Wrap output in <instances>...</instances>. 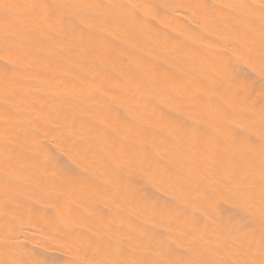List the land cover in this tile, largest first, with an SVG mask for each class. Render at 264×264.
<instances>
[{"label": "bare ground", "instance_id": "6f19581e", "mask_svg": "<svg viewBox=\"0 0 264 264\" xmlns=\"http://www.w3.org/2000/svg\"><path fill=\"white\" fill-rule=\"evenodd\" d=\"M0 264H264V0H0Z\"/></svg>", "mask_w": 264, "mask_h": 264}]
</instances>
